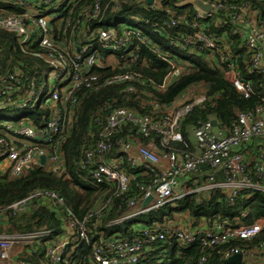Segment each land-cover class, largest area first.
<instances>
[{
    "label": "built area",
    "instance_id": "1",
    "mask_svg": "<svg viewBox=\"0 0 264 264\" xmlns=\"http://www.w3.org/2000/svg\"><path fill=\"white\" fill-rule=\"evenodd\" d=\"M0 1L24 8L20 14L0 15V29L13 34L24 52L31 51L29 47L35 44L37 50L31 54L44 65L38 72L33 69L27 72L25 90L20 89L24 80L20 72L0 75V111L29 110L36 105L49 110L40 130L25 118L0 119V163L5 165L0 176L7 175L8 179L19 178L32 165H39L42 155L48 170L54 174L62 172L60 147L66 135L67 116L79 102L77 93L97 92L111 85H123L125 92H131L133 82H143V77L132 70L137 61L131 51L134 43L148 48L167 63L169 69L157 87L159 90L180 75L182 62L178 53H187L200 56L212 69L221 70L236 92L248 98L252 86L243 78L232 55L231 33L239 37L245 49L243 65L261 75L264 89V19L247 1L202 0L212 9L209 13L194 10L191 20L184 21L188 32L169 34L167 30L179 23L174 19L149 24L153 32L164 37L175 55L162 53L136 27L146 24L138 17H119L123 21L113 22L119 19L113 16L104 20L102 0H90V4L81 6L77 0ZM158 2L152 0L149 5ZM112 4L114 11H118V0H112ZM217 14L221 16L217 22L229 24V31L210 30L209 25L216 23ZM94 68H106L110 74H97ZM206 101L204 95H197L187 102L165 107L141 100L143 105L149 104L155 110L165 109L160 116L153 117L127 107H115L107 112L103 122L94 120L79 168L94 184L113 185L116 196L132 193L126 199V213L113 223L191 195L200 203L211 191H218L228 204L243 191L264 194V99L254 111L237 113L229 127L208 113L188 129L186 140L181 131L182 122L202 109ZM39 141L45 147L37 144ZM126 168L147 179L132 185ZM148 197L151 200L142 208V201ZM38 202L56 208L67 231L66 235L46 241L44 255L50 264H72L65 253L69 246H89L90 264H137L142 250L154 243L173 241L180 247L199 244L202 249L214 250L234 241L251 240L264 229V218L239 226L218 220L209 226L204 219L196 225L152 222L139 230V237L91 241L102 211L112 207L109 201L79 219L69 209L62 211L64 201L58 194L35 190L7 209L11 215L25 213ZM49 234L50 231L0 234V263L24 264V249ZM259 247L264 248V242ZM235 254H240L242 260L251 256L250 251L231 246L223 257L227 259ZM204 260L200 258V262Z\"/></svg>",
    "mask_w": 264,
    "mask_h": 264
},
{
    "label": "trees",
    "instance_id": "2",
    "mask_svg": "<svg viewBox=\"0 0 264 264\" xmlns=\"http://www.w3.org/2000/svg\"><path fill=\"white\" fill-rule=\"evenodd\" d=\"M27 2H38L39 0H22ZM118 0L119 10L114 11L112 0H102L101 8L103 19L108 20L115 16L140 18L146 24L136 27L143 31V34L154 43L162 53L175 55V51L166 45L163 36L152 31L149 24L168 19L179 21L177 26L169 28V34L188 32L184 23L194 16V9L186 0H159L154 6L145 3V0ZM247 1L254 7L258 16L264 19V0H242ZM79 6L90 4V0H77ZM23 7H12L0 1V15L20 14ZM219 14L214 16L216 23L209 25L210 30L220 32L227 29L229 24L221 25L217 22ZM182 22V25L180 24ZM232 42V55L237 59L241 68L243 78L248 80L252 86L250 97L244 98L233 86L224 79L219 69H212L200 56L178 53L182 62L180 75L163 90L157 87L161 85L163 78L168 72L166 62L158 58L148 48L136 43L131 45V51L137 56L132 70L143 77V82L132 83L133 91L125 92L123 85H111L100 89L97 92H78V104L67 116V129L65 139L61 144V155L64 161V169L60 174H54L45 166L32 165L26 173L15 179H8L7 175L0 176V234L14 235L34 233L38 231H50L49 236L39 238L26 247L23 251L22 261L24 264H50L45 258L46 241L67 234L59 220L58 210L42 202L35 203L34 207L25 213L10 214L7 207L17 201L28 197L35 190H47L58 194L64 201L62 211L70 210L76 218H81L89 211L100 209L105 201L111 203V208L102 212V219L94 233L91 234V241L98 239H130L139 237V230L149 226L152 222L159 225L173 223L175 218L186 215L188 223L196 225L203 219L210 226L216 220L225 221L230 226L247 225L253 221L264 218V194L250 191L241 192L233 201L228 204L224 196L218 191H211L200 203L196 196H187L172 204L161 208L153 209L130 219L113 223L126 213V199L132 195L116 196L114 186L94 184L86 175V172L79 168L83 158V152L90 140L88 133L90 128L95 126L94 120L103 122L109 110L115 107H127L137 112L160 116L164 109L155 110L149 104H142L141 100H148L163 104L177 105L180 102H187L193 96L204 95L207 101L203 108L195 111L181 124V131L188 140V129L199 119H205L206 115L217 118L220 124L231 126L236 114L240 112H251L264 99L262 77L253 71H249L242 63V56L245 49L239 37L230 33ZM32 52L37 50L34 44L29 47ZM31 51L24 52L16 42L13 34L0 29V75L20 72L23 77L21 90H25L28 82L25 80L27 72L31 69L38 72L44 67L42 61L31 54ZM97 74H110L106 68H94ZM201 87L200 94H192L190 98L184 99L191 88ZM178 102V103H177ZM177 103V104H176ZM25 120L35 129H41L47 121L49 110L45 106H34L26 110ZM10 110L0 111V119H6L4 113ZM9 120V119H8ZM36 142V140H32ZM37 144L45 147L41 141ZM131 184L147 177L131 172ZM264 242V229L254 238L248 241H234L214 250L202 249L199 244L189 247H180L173 241L154 243L147 250H142L137 264H229L223 257L224 252L231 246L240 247L248 251L256 250ZM66 256L72 264H90V248L87 245L69 246ZM204 257V262L200 258ZM249 259L242 260L241 264H249Z\"/></svg>",
    "mask_w": 264,
    "mask_h": 264
},
{
    "label": "water",
    "instance_id": "3",
    "mask_svg": "<svg viewBox=\"0 0 264 264\" xmlns=\"http://www.w3.org/2000/svg\"><path fill=\"white\" fill-rule=\"evenodd\" d=\"M152 0H147L146 3L150 4ZM186 4H190L195 11H199L201 13H209L212 9V6L209 4L204 3L202 0H186ZM212 124L215 125V121H212ZM45 163V156L39 157V165L44 166ZM151 200V197H148L144 199L141 203V207L144 208L148 204V202ZM24 254H22L23 256ZM229 264H241L242 262V256L240 254H235L230 256L225 260Z\"/></svg>",
    "mask_w": 264,
    "mask_h": 264
},
{
    "label": "rangeland",
    "instance_id": "4",
    "mask_svg": "<svg viewBox=\"0 0 264 264\" xmlns=\"http://www.w3.org/2000/svg\"><path fill=\"white\" fill-rule=\"evenodd\" d=\"M115 21H123V20L121 18H119L118 20L113 19V22H115ZM126 21H128V19H126ZM202 92H203V90L201 89V87L191 88L190 92H187V95L185 96L184 99L190 98V96L192 94H200ZM26 113H27L26 109H18V110L6 112L3 115H4V117H7V119H9V120H15V119H20V118H25ZM4 170H5V165H3V164L0 165V173L4 172ZM0 264H2V263H0Z\"/></svg>",
    "mask_w": 264,
    "mask_h": 264
},
{
    "label": "crops",
    "instance_id": "5",
    "mask_svg": "<svg viewBox=\"0 0 264 264\" xmlns=\"http://www.w3.org/2000/svg\"><path fill=\"white\" fill-rule=\"evenodd\" d=\"M0 165L2 164L0 163ZM173 223L185 225L188 223V218L186 215H180L175 218ZM248 262L249 264H264V248L258 247L256 250L251 251Z\"/></svg>",
    "mask_w": 264,
    "mask_h": 264
}]
</instances>
